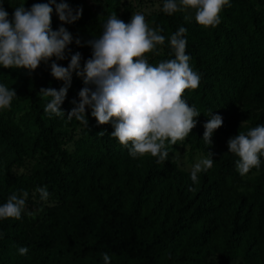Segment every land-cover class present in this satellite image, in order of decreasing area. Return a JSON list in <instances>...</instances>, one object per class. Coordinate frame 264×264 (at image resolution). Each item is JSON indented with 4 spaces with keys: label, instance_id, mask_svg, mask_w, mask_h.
Segmentation results:
<instances>
[{
    "label": "trees",
    "instance_id": "1",
    "mask_svg": "<svg viewBox=\"0 0 264 264\" xmlns=\"http://www.w3.org/2000/svg\"><path fill=\"white\" fill-rule=\"evenodd\" d=\"M0 2L11 20L6 0ZM63 2L74 14L82 9L77 21L63 27L73 38L68 49L80 53L84 65L92 57L89 42L102 36L112 14L118 16V0H105L98 12L86 0ZM164 3L150 17L164 43L156 46L158 55H145L153 66L175 59L170 37L180 27L187 30L186 55L201 79L182 99L200 116L183 144L204 157L212 153V168L194 183L191 172L168 158H133L111 136V124L98 125L90 108L88 126L69 119L84 87L75 72L61 105L64 115L55 116L45 112L51 98L40 94L65 86L51 75V66L41 63L31 73L0 66V84L16 92L13 102H28L16 123L0 118V206L25 191L39 201L26 200L19 220L0 219V264H104L105 253L110 264H264V156L259 171L241 176L239 157L227 146L237 134L264 125V0H229L215 28L186 21L182 11L168 15ZM55 63L67 67L70 59ZM210 112L223 118L211 145L203 140ZM76 128L81 135L67 151V130ZM28 162V172L13 173ZM40 187L47 188V201L36 191ZM42 201L49 205L42 207ZM20 247L28 249L26 255Z\"/></svg>",
    "mask_w": 264,
    "mask_h": 264
},
{
    "label": "clouds",
    "instance_id": "2",
    "mask_svg": "<svg viewBox=\"0 0 264 264\" xmlns=\"http://www.w3.org/2000/svg\"><path fill=\"white\" fill-rule=\"evenodd\" d=\"M53 5L63 23H74L82 9L73 10L68 4L35 3L30 9L24 4L15 8L13 18L9 20L7 11L0 2V66L5 69H24L34 72L41 63L47 64L53 57L65 59V51L72 43L71 34L60 27L53 31L51 16ZM229 0H165L163 11L168 15L175 12H195L196 22L205 27L215 28L221 23L220 13ZM190 17L185 16V20ZM162 29H152L142 14L132 16L129 23L112 14L104 25L100 38L89 42L92 57L81 69V54L71 56L67 67L51 63V75L65 86L42 88L40 94L51 98L45 112L63 116L61 111L72 74L83 79L84 87L79 92V103L68 114L85 126H88L86 108L98 125L111 124V133L119 143L129 149L133 158L150 154L157 157V163L166 161L168 145L183 142L197 125L199 112L182 99L186 89L195 90L200 83V75L192 70L186 55V29L180 27L170 37L175 59L160 62L157 66L149 64L146 53L156 52V46L164 43ZM79 46L80 41H76ZM158 55L159 53L156 52ZM14 89L0 84V110L9 109L16 97ZM75 103V101L73 102ZM210 118L204 124L203 140L211 145L214 132L223 124L220 115L209 113ZM100 132L99 134H103ZM228 149L239 159L237 171L241 176L252 169L259 171L260 156H264V125L250 129L246 134L239 133L227 142ZM212 153L196 163L191 171V180L198 181V173L213 166ZM194 189H189L193 191ZM41 199L47 201L49 192L46 187L36 190ZM28 193L22 196L12 194L7 202L0 206V219L21 218ZM26 247L19 248L20 255H26ZM104 264H110V257L103 254Z\"/></svg>",
    "mask_w": 264,
    "mask_h": 264
},
{
    "label": "rangeland",
    "instance_id": "3",
    "mask_svg": "<svg viewBox=\"0 0 264 264\" xmlns=\"http://www.w3.org/2000/svg\"><path fill=\"white\" fill-rule=\"evenodd\" d=\"M105 0H86L88 6L94 12H98L104 6ZM21 0H6L7 5L10 7L13 13L16 7L20 6ZM179 2V0H177ZM161 0H118V18L123 20L125 23H129L131 18L135 14H142L145 17L146 23L152 28V23L150 21V17L154 15L158 9ZM186 16L190 17L191 20H195V12L189 9L186 12H183ZM51 27L53 31L58 30L60 27H63L62 22L59 20V17L55 10L52 12L51 16ZM153 29V28H152ZM75 48V47H74ZM74 54V50L66 49L65 57H68L71 60V56ZM56 58L53 57L47 64L42 63L45 67H50L51 63L55 62ZM81 69H83L84 65L81 63ZM28 108V102L23 103H14L13 100L11 102V106L9 109L0 110V118L4 121H9L12 123H16L17 119L26 112ZM244 123H242L243 125ZM80 128H76L74 130H67V134L65 136V144L64 149L67 151H71L72 144L75 140L80 137ZM33 131L30 132L32 134ZM167 151L169 152L168 159L176 164V166L185 171L191 172L193 166L198 163L200 160L204 159L205 157L201 154L194 153L189 151L188 147L183 144V142H177L175 149H172L170 145L167 147ZM150 154H145V156H149ZM31 167V162L26 163L23 167L13 170V173L18 176L22 173L28 172ZM201 173V172H200ZM199 174V173H198ZM27 201H32L34 203H39L34 195H31L29 198H26ZM42 207L48 206L49 204H45L44 201L41 202Z\"/></svg>",
    "mask_w": 264,
    "mask_h": 264
},
{
    "label": "built area",
    "instance_id": "4",
    "mask_svg": "<svg viewBox=\"0 0 264 264\" xmlns=\"http://www.w3.org/2000/svg\"><path fill=\"white\" fill-rule=\"evenodd\" d=\"M75 53H76V52H75ZM75 53H74V54H75Z\"/></svg>",
    "mask_w": 264,
    "mask_h": 264
}]
</instances>
